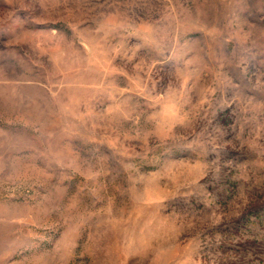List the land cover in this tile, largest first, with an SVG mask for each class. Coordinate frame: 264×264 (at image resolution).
<instances>
[{
  "label": "rangeland",
  "instance_id": "374dc122",
  "mask_svg": "<svg viewBox=\"0 0 264 264\" xmlns=\"http://www.w3.org/2000/svg\"><path fill=\"white\" fill-rule=\"evenodd\" d=\"M0 264H264V0H0Z\"/></svg>",
  "mask_w": 264,
  "mask_h": 264
}]
</instances>
